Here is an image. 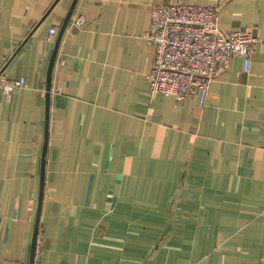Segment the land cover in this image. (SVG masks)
<instances>
[{"label": "crops", "instance_id": "crops-1", "mask_svg": "<svg viewBox=\"0 0 264 264\" xmlns=\"http://www.w3.org/2000/svg\"><path fill=\"white\" fill-rule=\"evenodd\" d=\"M74 2L0 0V74L26 82L0 90V264L32 263L38 218L35 264H264V0H78L55 54ZM178 2L259 40L181 101L150 94L145 38Z\"/></svg>", "mask_w": 264, "mask_h": 264}, {"label": "built area", "instance_id": "built-area-1", "mask_svg": "<svg viewBox=\"0 0 264 264\" xmlns=\"http://www.w3.org/2000/svg\"><path fill=\"white\" fill-rule=\"evenodd\" d=\"M74 25L84 27L86 20L80 18ZM57 31H49V40ZM145 38L155 51L154 66L147 77L150 94L174 96L179 101L206 93L235 57L244 59L248 71L259 42L249 33L225 32L220 6L181 2L153 6ZM25 86L24 79L0 74V90L7 96Z\"/></svg>", "mask_w": 264, "mask_h": 264}, {"label": "water", "instance_id": "water-1", "mask_svg": "<svg viewBox=\"0 0 264 264\" xmlns=\"http://www.w3.org/2000/svg\"><path fill=\"white\" fill-rule=\"evenodd\" d=\"M78 0H75L70 12L68 13L67 15V18L60 30V33H59V38H58V41H57V45H56V49H55V54L57 53L58 51V47L60 45V42H61V39L64 35V32L68 26V23L71 19V16L73 14V11H74V7L76 5ZM55 59L53 58V61ZM47 146H48V142H47V137H46V141H45V144H44V154H43V176H42V187L44 185V179H45V172H44V168H45V163H46V151H47ZM43 197H44V191L42 190L41 192V197H40V204H39V215L38 217H40V212H41V207H42V201H43ZM39 223H40V220L38 218L37 220V223H36V230H35V236H34V243H33V248H32V256H31V260H32V263L31 264H35V255H36V247H37V239H38V234H39Z\"/></svg>", "mask_w": 264, "mask_h": 264}, {"label": "rangeland", "instance_id": "rangeland-1", "mask_svg": "<svg viewBox=\"0 0 264 264\" xmlns=\"http://www.w3.org/2000/svg\"><path fill=\"white\" fill-rule=\"evenodd\" d=\"M215 5H218L219 6V4H215Z\"/></svg>", "mask_w": 264, "mask_h": 264}]
</instances>
